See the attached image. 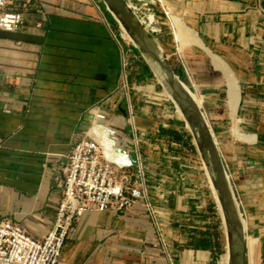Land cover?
<instances>
[{"label": "crops", "instance_id": "obj_1", "mask_svg": "<svg viewBox=\"0 0 264 264\" xmlns=\"http://www.w3.org/2000/svg\"><path fill=\"white\" fill-rule=\"evenodd\" d=\"M31 1L20 31L0 30V217L46 235L62 200L66 155L100 113L119 136L129 138L130 105L155 212L139 201L121 212L87 213L60 264H214L223 247L205 221L187 146L201 155L204 171L210 170L175 121L177 104L164 94L172 92L163 77L129 43L103 0ZM152 2L157 32L149 33L172 69L204 94L209 120L218 125L214 138L244 200L249 264H264V0ZM173 18L204 47L183 45ZM123 51L136 56L129 97ZM212 54L230 74L207 66ZM163 127L180 132L182 140L161 137Z\"/></svg>", "mask_w": 264, "mask_h": 264}, {"label": "built area", "instance_id": "obj_2", "mask_svg": "<svg viewBox=\"0 0 264 264\" xmlns=\"http://www.w3.org/2000/svg\"><path fill=\"white\" fill-rule=\"evenodd\" d=\"M126 1L146 29L157 32L152 0ZM32 5L31 0H0V30L20 31ZM119 24L127 36L128 32ZM127 40L137 47L132 38ZM135 57L132 52L123 51L122 77L128 97ZM128 114L131 121L129 138L119 136V129L111 127L106 115L100 113L87 136L66 155L63 196L54 225L46 235L38 237L21 222L9 216L0 217V264H60L77 222L87 213L121 212L142 201L154 214L155 206L142 167L141 145L130 105ZM119 142L132 145L134 154L122 148ZM238 202L240 206L244 204L239 198Z\"/></svg>", "mask_w": 264, "mask_h": 264}, {"label": "water", "instance_id": "obj_3", "mask_svg": "<svg viewBox=\"0 0 264 264\" xmlns=\"http://www.w3.org/2000/svg\"><path fill=\"white\" fill-rule=\"evenodd\" d=\"M109 7V10L124 26L133 41L140 49L147 54L152 65L159 71L168 88L175 96V100L182 107L185 117H188L193 105V96L189 87L175 73L169 64L165 55L160 51L153 36L149 33L146 27L140 22L138 16L130 8L126 0H103ZM124 8V12L119 11V8ZM175 83L179 98L175 93V89L171 87V83ZM202 117V126L199 127L197 122L186 120V123L195 139L196 145L203 152L207 159V166L212 174L213 186L216 189L223 217L226 221V229L228 235L227 249L232 256L234 264H249V243L248 237L243 229L242 208L238 202L236 191L233 189L231 179L227 170L226 163L221 154L219 146L215 141L214 134L209 128L207 119L201 109H196ZM203 128V129H202ZM204 132V133H203Z\"/></svg>", "mask_w": 264, "mask_h": 264}, {"label": "rangeland", "instance_id": "obj_4", "mask_svg": "<svg viewBox=\"0 0 264 264\" xmlns=\"http://www.w3.org/2000/svg\"><path fill=\"white\" fill-rule=\"evenodd\" d=\"M128 39V38H127ZM137 45V44H136ZM158 46V45H157ZM140 48V47H139ZM159 48V51L165 55V51L164 49H162L161 47H158ZM168 54H171L170 51L168 52ZM145 57L147 59V61H150L149 57L147 56V54H145ZM207 66L209 68H213V67H216L217 64L216 62L213 60H209L207 62ZM217 68V67H216ZM203 80V76L200 78ZM189 80V79H188ZM185 84L189 87V89L191 90V92H193L195 95L199 96L200 98H202V111L204 112L205 114V117L209 123V128L211 129L212 133L216 135V132H217V129H216V126L218 125H214L213 123L210 122L209 120V117H208V107L207 105L205 104V101H204V94L202 93V91L200 90L199 86L197 85V83L195 82H191V81H184ZM164 94H166L164 92ZM167 97V96H166ZM168 98V97H167ZM169 99V98H168ZM170 102L172 100H169ZM177 104V108H175L174 112L172 113V115L174 116V119L175 121L177 122L178 126L181 125L185 130H186V133L188 132L189 133V139L190 141H192V143L195 142V139L192 135V133L190 132L189 128L186 127V124L184 123V119L183 117H181L178 113V103L176 100H174ZM172 103V102H171ZM180 127V126H179ZM227 127V126H226ZM229 127V125H228ZM164 128V127H163ZM181 128V127H180ZM221 129H224V126L223 125H220L219 126V131H221ZM188 141V140H187ZM215 141L218 143V139L216 138L215 136ZM190 145H193V144H190ZM218 145V144H217ZM188 149L190 150V153L192 154L190 157H191V163H192V178H193V184H198L196 189L200 190L201 193H203L202 197L203 201H204V204L206 207H204V209L206 210V215L208 218H206L205 221L208 222V224H211L213 225L214 229L216 230V232H218L219 234V237H220V241L222 243V247H223V254L222 255H219V257L217 258V264H219V261L221 260V257L227 253L228 249H227V242H228V235H227V229H226V221L223 217V213L222 211L220 210L219 208V204L217 202V200L219 201V196H218V193L216 191V189L214 188L215 192L217 193V196L213 190V188L211 187V183H210V180L208 178V175H207V172L204 171L203 169V162H202V157L201 155L199 154H196L195 151H194V148H190L191 146H187ZM227 166V165H226ZM227 170H228V173L230 174V177H231V173H230V170L228 169L227 167ZM212 179V174L211 173H208ZM146 179H147V182H148V176L146 174ZM231 180H232V177H231ZM148 184V183H147ZM232 184H233V181H232ZM233 189L234 191H236V195L239 199H241V201H243L244 203V200L242 197H240L237 189H235V186L233 184ZM150 191V190H149ZM151 196V195H150ZM153 201V200H152ZM153 205L155 206V203L153 202ZM211 205L215 206V208H211ZM221 206V204H220ZM243 207H244V204H241V208H242V212L244 213L243 211ZM246 221V218L244 217V223ZM246 226V230L248 232V227H247V224L245 225ZM248 235V234H247ZM228 254V253H227ZM253 263V262H252Z\"/></svg>", "mask_w": 264, "mask_h": 264}, {"label": "bare ground", "instance_id": "obj_5", "mask_svg": "<svg viewBox=\"0 0 264 264\" xmlns=\"http://www.w3.org/2000/svg\"><path fill=\"white\" fill-rule=\"evenodd\" d=\"M119 11H122V13L125 11L124 8H119ZM125 14V12H124ZM173 26L176 30V35L178 37V40L182 42L183 45H187L189 43H197L199 44L200 46L204 47L203 43L199 40H196V39H193V37L191 36L189 30H187L184 25L182 24V22L180 21V19L178 18H173ZM128 39H131V37L127 34L126 36ZM213 55V54H212ZM213 58L216 62V64L219 66V67H222L228 74H230V71L229 69L227 68V66L223 63V61L218 58L217 56L213 55ZM155 70L159 73V71L155 68ZM171 87L173 89H175V93L177 94V97L179 98V94H178V89L175 85V83H171ZM166 96L169 98V99H172L174 100L175 99V96L172 95L170 92L167 91L166 93ZM192 96H193V105H192V108L190 110V113L188 115V117H185L184 115V112H183V109L182 107L184 106V103L183 101H181L180 103V106L178 108V113L181 117H183V119L186 121V120H191L193 119V121L197 122V124L200 126H202V117L200 115V113L196 110V109H201L202 107V99L199 98L197 95H195L194 93H192ZM236 118V117H235ZM201 128V127H200ZM203 129V128H202ZM204 133V132H203ZM254 138V137H253ZM208 175V178L210 180V183H211V187L213 188L214 190V186H213V182H212V179L210 177L209 174ZM215 192V190H214ZM216 196H217V193L215 192ZM242 226H243V229L247 235V230H246V221L244 223V216L242 218ZM248 237V235H247ZM219 264H234L233 261H232V256L231 254H227L225 253L222 257H221V260L219 261Z\"/></svg>", "mask_w": 264, "mask_h": 264}, {"label": "trees", "instance_id": "obj_6", "mask_svg": "<svg viewBox=\"0 0 264 264\" xmlns=\"http://www.w3.org/2000/svg\"><path fill=\"white\" fill-rule=\"evenodd\" d=\"M176 73L185 81V77L182 74H180L179 72H176ZM160 136L164 137V138H171V139L179 141V142L182 140L181 133L177 132L175 130H172V129H165V128L161 129ZM223 253L224 252H220L219 255H222ZM227 253L229 254L228 251H227ZM214 264H217V258H215Z\"/></svg>", "mask_w": 264, "mask_h": 264}]
</instances>
